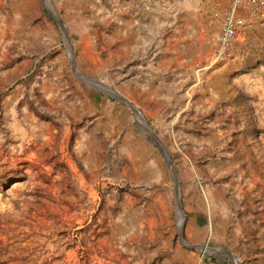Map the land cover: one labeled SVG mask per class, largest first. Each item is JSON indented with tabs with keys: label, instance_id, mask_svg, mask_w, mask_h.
I'll return each mask as SVG.
<instances>
[{
	"label": "rangeland",
	"instance_id": "374dc122",
	"mask_svg": "<svg viewBox=\"0 0 264 264\" xmlns=\"http://www.w3.org/2000/svg\"><path fill=\"white\" fill-rule=\"evenodd\" d=\"M225 1L0 0V264H264V0L214 62Z\"/></svg>",
	"mask_w": 264,
	"mask_h": 264
},
{
	"label": "built area",
	"instance_id": "2783aa9c",
	"mask_svg": "<svg viewBox=\"0 0 264 264\" xmlns=\"http://www.w3.org/2000/svg\"><path fill=\"white\" fill-rule=\"evenodd\" d=\"M241 11H247L254 22L260 21L262 0H229L219 18V32L214 40L212 53L214 62L230 59L236 54L241 32L245 27Z\"/></svg>",
	"mask_w": 264,
	"mask_h": 264
},
{
	"label": "water",
	"instance_id": "95a60500",
	"mask_svg": "<svg viewBox=\"0 0 264 264\" xmlns=\"http://www.w3.org/2000/svg\"><path fill=\"white\" fill-rule=\"evenodd\" d=\"M43 7H44L45 10H47V8L44 6V2H43ZM47 13L53 18V20L56 22V24L60 27V29H61V31H62L64 37L68 40V37H67L66 31H65L63 25L60 23V21H59V20H58V19H57V18H56V17H55L50 11H49V10H47ZM69 50H70V49H69ZM70 51H71V50H70ZM70 65H71V69L73 70L74 74L78 76V72H77V70H76L75 67H74V60H73V55H72V53H71V56H70ZM96 87H97L99 90L105 92V93H106L107 95H109L110 97H112V98H114V99H117V100H119V101L125 103V104L131 109V111L133 112V114H134L135 117H136L135 112L138 111V110L135 109L134 106H133L130 102H128L127 100L121 98L120 96H118L117 94L113 93V92L110 91L109 89H106V88L102 87L101 85H96ZM130 105H131V106H130ZM138 113H139V112H138ZM136 118H137V117H136ZM138 124H139V123H138ZM146 133H147V135H149V137L151 138V140H152L155 144L158 145L159 149L162 151V153H163L164 156H165V159H166L167 164L170 166V168H171V170H172V172H173V177H174V181H175V184H176V199H177V196H178V200H177V201H178L179 204H180V198H179V193H178V188H177V185H178L177 173H176V170H175V168H174V166H173V163H172V160H171V158H170V155L168 154L167 150H166L165 147L162 145V143L159 141V139H158L155 135L152 134V132L150 131L149 128H148V130H147ZM178 202H177V203H178ZM177 203H176V204H177ZM182 229H183V222H182L181 228H180V230H179V239L181 240L182 243H184V242L182 241V237H181ZM215 253H216V252H212L211 254H212V255H215ZM230 257H231V256H230Z\"/></svg>",
	"mask_w": 264,
	"mask_h": 264
},
{
	"label": "bare ground",
	"instance_id": "6f19581e",
	"mask_svg": "<svg viewBox=\"0 0 264 264\" xmlns=\"http://www.w3.org/2000/svg\"><path fill=\"white\" fill-rule=\"evenodd\" d=\"M54 15V14H53ZM66 39V38H65ZM67 40V39H66ZM68 41V40H67ZM131 106V105H130ZM135 108V107H134ZM146 132H147V130H146ZM19 148L21 149V148H23V146H19ZM15 150L13 149L12 150V152H14ZM23 151V150H22ZM178 200V196H177V199H176V201ZM178 202V201H177ZM177 206L179 207V202L177 203ZM181 228V227H180Z\"/></svg>",
	"mask_w": 264,
	"mask_h": 264
},
{
	"label": "crops",
	"instance_id": "0c3cea01",
	"mask_svg": "<svg viewBox=\"0 0 264 264\" xmlns=\"http://www.w3.org/2000/svg\"><path fill=\"white\" fill-rule=\"evenodd\" d=\"M225 4H228V0L225 1ZM241 15H243V11L240 12ZM214 46V44H213Z\"/></svg>",
	"mask_w": 264,
	"mask_h": 264
}]
</instances>
